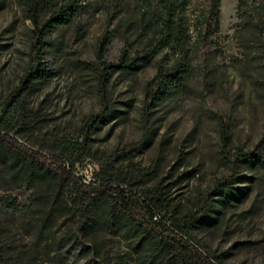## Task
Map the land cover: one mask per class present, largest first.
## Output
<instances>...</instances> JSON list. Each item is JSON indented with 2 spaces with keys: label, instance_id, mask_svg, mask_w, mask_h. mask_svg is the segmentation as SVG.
<instances>
[{
  "label": "rangeland",
  "instance_id": "rangeland-1",
  "mask_svg": "<svg viewBox=\"0 0 264 264\" xmlns=\"http://www.w3.org/2000/svg\"><path fill=\"white\" fill-rule=\"evenodd\" d=\"M79 1L87 4L85 9L49 36L40 59L48 77L14 103L9 101L11 94L35 64L32 25L15 3L0 11V136L41 160L73 163L75 172L96 164L98 185L105 184L103 167L109 164L112 197L117 201L126 199V190L137 193L145 205L146 194L163 188L170 202L150 221L173 233L178 240L170 245L181 254H189L188 245L214 264H264V169L240 170L246 177L242 185L248 189L247 196L241 203L221 206L212 228L187 221L184 232L175 226L230 174L229 159L238 150L252 151L264 135V67L252 63L257 46L242 29L239 0H221L216 49L209 52L203 46L193 58L185 84L155 108L147 106L146 91L161 58L132 75L111 74L107 85L100 86L98 39L113 32L115 22L108 23L106 10L96 9L93 0ZM123 47L122 40L112 35L103 61L116 64ZM104 103L116 111V118L91 137L88 151L78 152L75 145L84 135V120L99 113ZM220 119H230L233 125L229 147L221 139ZM151 130L156 136L149 149L131 158L122 156ZM55 200L64 216L47 242L38 243V210L45 211ZM80 202L70 178L28 188L0 168L4 263L138 264L130 241L107 232L83 235L79 231L74 215ZM131 214L141 222L132 207ZM70 236L62 254L60 244Z\"/></svg>",
  "mask_w": 264,
  "mask_h": 264
},
{
  "label": "trees",
  "instance_id": "trees-1",
  "mask_svg": "<svg viewBox=\"0 0 264 264\" xmlns=\"http://www.w3.org/2000/svg\"><path fill=\"white\" fill-rule=\"evenodd\" d=\"M93 1L96 9L106 10L108 23L115 22L113 32L107 31L98 39L96 59L102 71L99 85L106 86L111 74L132 75L161 58L157 63L155 78L146 91L147 106L150 108H155L179 90L191 75L193 58L201 54L203 46L212 52L220 38L221 0ZM9 3H15L24 19L30 21L33 38L31 50L35 55V64L24 73L18 87L11 94L9 101L14 103L21 95L30 92L36 83L48 77L49 73L42 67L40 59L49 46L50 34L56 28L67 25L87 4L79 0H0V11ZM238 13L242 29L248 33V40L257 46L252 63L264 67V0H239ZM112 35L118 36L124 45L116 64L103 61ZM115 112L104 103L99 113L84 120V135L80 143L75 145L78 152L88 151L91 137L116 118ZM220 125L221 139L225 147H229L232 122L230 119H220ZM155 136L156 131H146L143 141L123 152L122 156L131 158L135 153L145 152L151 147ZM233 158L229 159L230 174L216 183L214 190L200 200L194 212L175 224L178 230L184 232L185 221L192 226L212 228L218 222L221 206H233L232 203L244 201L248 189L242 185L246 177L240 170L245 168L255 173L264 169V135L252 151L238 150ZM58 162L41 160L36 154L20 148L14 141L0 136V168L5 169L14 182H22L31 188L42 184L50 186L62 178L73 181L81 198L74 216H77V227L83 235L107 232L130 241L131 251L138 264H214L195 247H185L189 254L174 250L170 242L176 243L178 239L172 232L165 233L159 224L150 221L160 209L167 208L170 202L163 188L150 195L146 194L145 205L133 191L123 190L126 199L117 201L112 197L114 189L109 180L113 176L109 172V164L103 167L102 175L107 179L105 184L89 188L81 185L73 175V163ZM131 207L141 216V222L133 218ZM62 210L63 207L56 200L45 211L38 210V243L47 242L49 236H52L57 220L64 216ZM72 238L70 236L60 244L62 254ZM167 239L169 243H166ZM74 243L81 246L77 240ZM0 264H5L1 248ZM92 264H95L94 260Z\"/></svg>",
  "mask_w": 264,
  "mask_h": 264
},
{
  "label": "built area",
  "instance_id": "built-area-1",
  "mask_svg": "<svg viewBox=\"0 0 264 264\" xmlns=\"http://www.w3.org/2000/svg\"><path fill=\"white\" fill-rule=\"evenodd\" d=\"M99 168H96V164H86L80 167L77 172L73 170L74 176L80 181L84 187L94 188L98 186L97 174Z\"/></svg>",
  "mask_w": 264,
  "mask_h": 264
}]
</instances>
